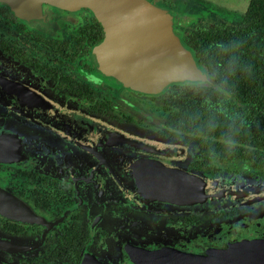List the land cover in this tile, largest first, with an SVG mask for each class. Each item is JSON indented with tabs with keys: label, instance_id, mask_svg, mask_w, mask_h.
I'll return each instance as SVG.
<instances>
[{
	"label": "flooded vegetation",
	"instance_id": "obj_1",
	"mask_svg": "<svg viewBox=\"0 0 264 264\" xmlns=\"http://www.w3.org/2000/svg\"><path fill=\"white\" fill-rule=\"evenodd\" d=\"M149 1L175 17L174 32L209 84L158 94L130 86L94 65L106 31L89 6L0 0L1 263L145 264L139 255L163 248L200 255L264 239V204L151 199L138 192L134 165L154 156L103 136L108 125L128 129L155 141L166 167L264 184V101L223 80L237 52L224 47L255 35L249 11L264 0ZM120 13L149 48L143 17ZM19 205L35 218L16 219L10 211Z\"/></svg>",
	"mask_w": 264,
	"mask_h": 264
},
{
	"label": "water",
	"instance_id": "obj_2",
	"mask_svg": "<svg viewBox=\"0 0 264 264\" xmlns=\"http://www.w3.org/2000/svg\"><path fill=\"white\" fill-rule=\"evenodd\" d=\"M59 2L89 6L104 25L106 37L94 48L91 55L99 70L121 79L130 86L155 94L161 93L171 84L210 83L204 70L196 64L192 51L183 46L180 37L174 32L175 17L153 6L149 0ZM115 3L126 4L127 7L118 8L113 6ZM120 10L138 12L139 17H143L140 25L151 29L149 48L147 42L137 45L142 41L140 38L136 39L135 34L130 31L133 24L126 20V14L121 15ZM103 136L106 137L108 146L122 145L154 156L153 160H140L134 165L135 170L139 172L138 192L151 199L185 205L209 204L213 200L224 199L237 201L247 207L264 204V184H244L237 180L225 179L208 180L200 175L166 167L155 158L157 143L136 140V136L128 129L108 125ZM1 195L2 192L0 197ZM2 210H6V207ZM10 212L19 220L31 221L35 218L24 205H19L16 210L11 208ZM138 258L145 264H264V239L229 243L222 249H206L200 255L163 248L151 254L139 255Z\"/></svg>",
	"mask_w": 264,
	"mask_h": 264
},
{
	"label": "trees",
	"instance_id": "obj_3",
	"mask_svg": "<svg viewBox=\"0 0 264 264\" xmlns=\"http://www.w3.org/2000/svg\"><path fill=\"white\" fill-rule=\"evenodd\" d=\"M250 12L254 23L249 28H251L250 32L255 35L250 34L249 40L240 35L232 41L234 44L228 43L224 47L226 51L237 52L229 53V58L233 61H230L228 68H235V71H228L223 74V80L226 83H232L228 87L247 86L250 90L251 101H264L262 99L264 94V38L262 37L264 35V7L252 5ZM239 51H250V53L239 54ZM207 60L212 59L208 58Z\"/></svg>",
	"mask_w": 264,
	"mask_h": 264
}]
</instances>
